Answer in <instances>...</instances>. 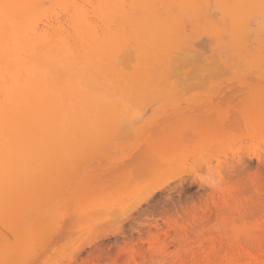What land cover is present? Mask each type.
I'll use <instances>...</instances> for the list:
<instances>
[{"label":"rangeland","instance_id":"rangeland-1","mask_svg":"<svg viewBox=\"0 0 264 264\" xmlns=\"http://www.w3.org/2000/svg\"><path fill=\"white\" fill-rule=\"evenodd\" d=\"M256 1L244 12L209 0L179 16L164 45L177 70L161 67L163 47L157 57L137 44V62H118L127 74L137 64V92L110 94L89 78L97 93L75 99L60 141L10 174L0 264H264V0ZM187 45L203 54L198 68L182 54ZM79 52L99 65L96 48L87 59Z\"/></svg>","mask_w":264,"mask_h":264},{"label":"bare ground","instance_id":"bare-ground-1","mask_svg":"<svg viewBox=\"0 0 264 264\" xmlns=\"http://www.w3.org/2000/svg\"><path fill=\"white\" fill-rule=\"evenodd\" d=\"M47 1L52 5L47 7ZM218 1L225 7L224 10L232 5L244 12L255 2ZM208 3L209 0H0V206L13 189L10 174L21 172L19 169L23 170L27 155H30L28 159L34 161L39 154L47 150L44 147H50L60 141V123L66 129L69 127L71 110L77 97L84 93H97L96 89L91 88L89 78H92L97 87L108 93L137 92V64L134 72L127 74L123 68L120 69L124 64L119 63V67L118 62L123 57L124 60L128 59V56L129 59L133 56L137 62V44H140L143 54H148V49L157 50V57L163 47L161 67L171 66L173 69L172 65L177 64V56L173 57L171 47L164 48L170 38V25L177 24L179 16L182 17L187 12L196 14L203 4ZM146 14L148 16L145 18ZM139 15L142 17L137 18ZM142 18V22L137 23V20ZM235 18L237 16L234 14ZM250 22L252 23V20ZM186 23L185 21V26ZM227 31L229 33L228 29ZM189 36L194 37L192 34ZM142 41L147 43V46H144ZM91 48H96L95 54L99 55L100 67L93 64L95 55L87 59L86 51ZM180 49L185 56H195L193 59L196 60L190 64H196L200 51L195 46L187 45V48ZM79 51L87 60L83 61L82 58L81 61L80 57L77 58ZM210 54L207 55L208 58ZM200 55H203L202 52ZM178 56V61L181 62L182 55ZM185 59L183 61H189ZM212 60L214 64V59ZM161 61L157 58L154 63ZM200 62L199 64L202 63ZM154 66L150 64L152 70L158 69L157 65ZM191 67L193 68L192 65ZM196 67L198 68V62ZM96 76L101 80L94 82ZM173 77L175 78L174 74ZM63 140L70 141V137H64ZM161 231L162 229L159 232Z\"/></svg>","mask_w":264,"mask_h":264}]
</instances>
